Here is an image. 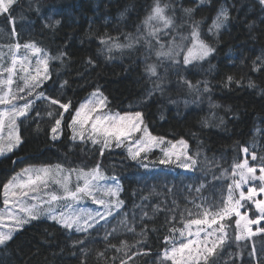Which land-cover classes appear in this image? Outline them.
Masks as SVG:
<instances>
[{
  "label": "trees",
  "instance_id": "1",
  "mask_svg": "<svg viewBox=\"0 0 264 264\" xmlns=\"http://www.w3.org/2000/svg\"><path fill=\"white\" fill-rule=\"evenodd\" d=\"M154 3L14 0L11 16H0V65H9L4 49L14 47L15 41L20 49L34 44L47 56L60 57L48 60V79L31 95L27 89L18 91L25 88L21 80L11 85L23 97L19 105L32 104L27 119L18 124L20 145L0 158V201L3 185L23 168L60 165L73 171L100 165L105 175L118 179L124 218L123 226L107 236L101 229L77 232L46 220L32 221L0 247V264H172L163 252L171 249L190 219H203V209L222 207L229 176L245 160L242 151L254 153L256 161L264 158V5L259 0H160L175 27L158 33L156 40L144 24ZM221 8L228 13L225 26L209 33ZM194 21L199 22L200 38L214 49L209 56L187 65L181 52L174 59L155 58L159 42L186 46ZM149 64L156 66V76L146 71ZM157 84L161 90H155ZM93 91L100 92L111 111L140 112L152 135L184 140L188 156L197 160L191 172L162 165L161 151L152 150L146 161L151 167L159 165L154 171L122 147L104 148L101 155L100 143L74 141L70 121ZM45 97L70 107L65 111ZM56 119H61V137L52 141ZM199 185L205 208L191 202L195 192L189 188ZM220 223L227 239L211 257L214 264H264V230L248 237L234 225L235 217L215 225ZM237 235L243 238L237 240Z\"/></svg>",
  "mask_w": 264,
  "mask_h": 264
},
{
  "label": "snow or ice",
  "instance_id": "2",
  "mask_svg": "<svg viewBox=\"0 0 264 264\" xmlns=\"http://www.w3.org/2000/svg\"><path fill=\"white\" fill-rule=\"evenodd\" d=\"M261 5H264V0H259ZM14 3V0H0V13L9 12L11 5ZM167 5L161 6L160 0H155L153 7L150 10L149 15L144 20V24L146 26H150L151 21H157L161 28L153 27V30L148 33L149 36L156 38L158 40V33L162 29H168L170 27H175L174 20L172 17L166 14ZM192 9H185L186 13H191ZM9 16L11 13L9 12ZM228 18L227 10L221 9L217 14L215 20L209 31L219 30L225 20ZM13 25L15 24L14 19L11 20ZM56 24H59V21H55ZM48 26V25H46ZM199 22H193L192 31H191V39L192 46L188 48L186 53H183V62L185 65L191 63L193 60L204 59L209 56L214 49L206 43L204 40L200 38V34L198 31ZM13 34H15V29L13 28ZM103 42V41H102ZM149 43V41H146ZM114 47H122V45L114 44ZM131 47V45H127ZM16 49H19L21 45L16 44L14 46ZM25 49H31L34 53H40L43 55L44 59L38 61V63L43 64V71L40 68L36 69L35 75L32 74L29 68H24V61H21V69L25 72L24 83L25 88H20L18 91L23 92L27 89L28 94L31 95L32 91L39 87L40 83L44 79H48V60L49 59H59L60 57H49L47 54L43 53L41 49L37 48L34 44H25L23 46ZM163 47V46H162ZM157 56H165L170 59H174L176 55L180 53L173 52L171 49L168 52L157 51ZM64 53H61V56ZM91 63V61H89ZM17 58L16 53H13L12 66L3 68L0 65V68L3 69V72H6L7 79L0 78V85H6L8 90L0 94V105H12L10 111L0 112V125L3 124L4 118L7 117L8 121L11 123V126H15V120L18 116H24L27 113V110L31 107L32 102L27 101L22 107L17 108L12 102L16 99H22L18 94H14L11 89V85L14 82V77L18 74L16 69ZM262 66H264V61H261ZM146 71L150 76H156V66L155 65H147ZM2 75V73H0ZM228 82L233 80L232 76L227 77ZM239 83V82H237ZM191 87V85H189ZM250 87H253V84H249ZM155 90H161L159 84L155 85ZM207 91V89H205ZM95 95V93L93 94ZM40 97H43V93L39 94ZM50 99L51 104H59L61 108L67 111L70 107L68 103H60L59 100L55 98H47ZM85 106L82 104L81 109ZM81 109H77L76 115L73 116L72 123L69 124L70 128L77 123V117L81 115ZM39 115V113H38ZM51 115V113H50ZM61 119L63 118V113H60ZM142 114L140 112H136L134 114H127L125 116H119L121 121H128L127 125L123 128H118L115 133L116 146L120 147L123 141L121 137H125L127 139L131 138L132 133L137 131H144L147 133L148 142H156L163 143V137H155L148 133L147 127L141 128L142 125ZM61 119H56L55 126L51 129L53 133V139L56 138V134L59 131V127L61 125ZM106 119V118H103ZM102 123V118L97 115L95 118V123H93V130H97V124ZM109 130L105 129V134L107 136ZM15 139V142L20 143V137L18 134H15L13 137V133H10L9 143L7 144V150H11L14 146L11 142L12 139ZM75 139V136H73ZM81 139H83V134L81 133ZM92 142L98 143L96 139H93ZM132 143L136 145V150L133 151L132 148H129V154L132 159H137L140 156V153L147 150L148 144H146L142 140H133ZM171 143V142H169ZM177 143L187 148V144L184 140H180ZM110 146V137L104 140V147L101 148V155H103L104 148ZM175 147V145L173 146ZM5 151V146L0 145V153ZM247 152V149L244 150ZM165 155H168V152H165ZM253 159H256L255 155ZM187 160L191 161V164L185 162L183 167L189 168L195 166L197 160L191 156L187 157ZM166 162V161H162ZM236 169L240 170L241 181L246 182L247 179H260L264 181V167L260 169L261 175L259 177L255 176V169L251 167H247V162L244 164H237L234 166L233 176L236 175ZM246 169V172H245ZM64 169L57 165L55 168L50 167H42L39 169H25L24 174L28 176V180L26 182H21L17 178H13L8 183L3 185V204L5 205V210L8 218L13 221V225L10 227L9 231L4 232L0 231V246L5 245L7 241L12 239L13 230L21 227L23 224L28 223L29 220L38 219L42 215L47 216V218L55 221L60 224L62 227L66 229H73L77 232L84 231L86 232L89 227H92L88 221L94 219L91 213H87V219L81 223L82 216L84 215L83 211L77 212L75 210V205L71 202L79 201L84 197H92L94 203H99L103 205L105 203L104 200H97L95 197V190L100 187L99 182L101 180L108 179L106 178L100 168V165H97L94 169H91L87 172L80 170L77 173V181H83L82 184L78 183L75 187V190H72L69 187L70 184V176L64 175ZM75 171V170H73ZM34 173V175H33ZM113 183L111 185H106L103 189L105 195H109L112 197L118 196L121 188L116 177L110 178ZM57 185L58 188L56 190H52L50 188L51 185ZM241 188V182H235V189L232 185H229L228 191V199L222 205V207L218 209H213V207H209L204 210L205 219H190L188 223L185 225V228L189 229V236H192V232L190 231L191 225H203L207 224L209 227L217 224L218 222H222L226 220L228 217L233 214L238 217L236 219L237 228H239L243 222L245 228L248 227L249 224L257 223L255 220H248L244 215L241 214L240 209L243 207L242 202L252 200L256 195V188H248L247 192L241 190L239 191V199H235L234 191L239 190ZM199 191V189H197ZM260 192H264V186L259 188ZM62 192V194H61ZM122 201L116 200L114 202L115 207L119 208L122 204ZM257 209L261 212V215L264 216V201L257 200L255 201ZM11 204V208L8 206ZM13 209H18V211H13ZM108 214H111L109 210ZM191 215V213H190ZM5 213H0V220L4 219ZM103 218V217H101ZM133 230V229H130ZM264 230V229H262ZM203 231V229H201ZM183 235V232H181ZM200 233L197 232L196 236L199 238ZM215 236L214 239H209V237ZM243 237L237 235L236 239H242ZM227 239V232L225 231L223 223H220V227L215 229L214 232L206 233L203 240H189L188 243L181 242L179 247H172L170 250L166 249L164 252L163 259L171 260L172 264H192L195 261V264H201V260H203V264H214V261L211 259L214 255H217L219 249L223 247L225 241ZM167 241L168 238L166 237ZM123 243V242H122ZM119 251V249H117ZM187 250V252L185 251ZM102 255V254H100ZM131 259V257H129ZM121 264H127V261L122 260Z\"/></svg>",
  "mask_w": 264,
  "mask_h": 264
},
{
  "label": "rangeland",
  "instance_id": "3",
  "mask_svg": "<svg viewBox=\"0 0 264 264\" xmlns=\"http://www.w3.org/2000/svg\"><path fill=\"white\" fill-rule=\"evenodd\" d=\"M193 1L196 4H204L208 0H193ZM221 9L225 10V8H221ZM220 10L217 12V14L220 12ZM2 14L3 13H0V16ZM217 14L214 16L213 20L216 19ZM213 20L210 24V27L213 23ZM10 25L12 26V22H10ZM224 26H225V21L222 24V26L219 28V30H221ZM153 27L161 28V25L157 21H151L150 26H146L147 32L149 33L150 31H152ZM167 30L168 29H162L160 32L166 33ZM215 31H218V30H213L212 32L209 31V33H215ZM14 37L15 36L13 35V38ZM14 43H15V45L18 44L16 41ZM159 43H161L163 47H159L156 50H154V54H155L156 59H159V60H161L162 58L167 59L168 57L157 56L156 53H157V51L168 52L170 49L171 50L174 49L173 51L177 52V53L181 52L182 58H184L183 53H186L188 48L192 46V39H190L188 44L184 47L181 45H180V47L175 46L174 42H171V43L159 42ZM4 50H5V52L6 51L8 52L5 59H9V65L3 66V68H7V67L12 66L13 53H16V58H17L16 69H17L18 74L14 77L13 83H17V81L21 80V82L25 85V83H24L25 72L21 69V61L22 60L24 61V68H29L33 75H35L37 68H40L41 71H43V64L38 63V61L44 59L43 55H41L40 53H34L31 49H20V48L16 49L11 44L7 46V50H6V48ZM10 54H12L11 57H9ZM177 56L178 55H176L175 57H177ZM193 61H196V60H193ZM0 73H2V75H0V78L6 80L8 74L6 72H3L2 68L0 69ZM11 89H12V92L14 94H17L16 89H13L12 86H11ZM7 90H8V88L6 85H0V94H3V92H6ZM94 93H95V95H93ZM19 96L21 97V95H19ZM12 103L17 108H20L23 106V105L18 104V103H21L20 99H16ZM82 104L85 106L83 109H81ZM11 108H12L11 104L10 105H0V112L10 111ZM77 109H81V115L79 117H77V123L73 126V128H70L71 134H72V139H73V136H75V139H73L74 141H81L82 140L81 139V133H82L83 139H89L91 142L93 139H96L98 141V143H100L102 145V147H104V140L106 138L110 137V146L107 148L117 147L116 146V140H115V133H116L118 128H123L128 123V121H126V120L121 121L119 119V116H125L127 114L136 113V112L111 111V110L107 109V101L98 91L91 92L90 95H88L85 99H83L78 104L73 116L76 115ZM28 113H29V109L27 110L26 115L16 117L14 131H13V127L11 126V123L8 121L7 117L4 118L3 124L0 125V145L5 146V151L0 153V158L10 156L17 149V147L20 145V143L17 144L15 142V139L13 138L11 140L12 144L14 145L12 147V149L9 151V150H7V147H6L7 144L9 143L10 133H13V137L15 134H18V124L20 121L27 119ZM97 115H99L102 118V123L97 124V130L94 131L93 130V123H95V118L97 117ZM103 118H106V119H103ZM141 118H142V116H141ZM72 121H73V117H72L70 123H72ZM145 126L146 125L144 124V121L142 118L141 128H143ZM105 129L109 130L107 136L105 134ZM147 130H148V128H147ZM148 133H150L149 130H148ZM152 136H154V135H152ZM60 137H61V125L59 127L58 133L56 134V138L53 139V133H52L50 136V139L52 141H57ZM155 137H157V136H155ZM121 140L123 141V143L121 144L120 147L124 148L130 157H131V155L129 154V148H132L133 151H135L136 147H137L136 145H134L132 143L133 140H142L146 144H148L147 150L141 152L140 156L137 157V158H140V160L145 161L144 166H146L148 169H151L154 171H157L160 169L159 165L151 167L148 163H146L147 159L150 160V152L153 150V151H161L162 155H161L159 162L162 165L179 166L181 168L182 172H184V173L191 172L192 167H189V168L183 167V164L185 162L191 164V161L187 160V157H189L187 154V148H185L184 146L177 143L180 140L171 141V140L164 139V142L159 143V144L156 142H148L147 133H145L142 130L132 133L130 139H127V138L122 136ZM169 142H171V143H169ZM174 145H175V147H173ZM244 150L242 151V153H243V157L245 158V160L241 164H244L245 162H247V167H251V168L255 169V176L259 177L261 175L260 169L262 167H264V158L260 157L259 160L256 161L257 159H253V156L255 155L254 153H250L248 151L245 152ZM165 152H168L167 156L165 155ZM255 157H256V155H255ZM162 161H166V162H162ZM55 166H57V165H54V166H30V167L23 168L22 170H19L16 173H14V175H12L6 183H8L14 177L17 178L18 180H20L21 182H26L28 180V176L26 174H24L25 169H39L42 167L55 168ZM74 170L75 171H67V170L64 171L65 176H67V175H69V173H71L69 187L72 190H75V187L77 186L78 183H80V184L83 183L82 180L77 181V173L83 169H74ZM89 170H91V169H89ZM89 170H83V171L87 172ZM166 170L171 171V168H166ZM235 171H236L235 176H233V171H232L231 175L229 176L230 179H229V182H228L226 189H225L224 202L227 201V199H228L229 185H232L233 188L235 189V182H241V188L239 190L234 191L235 199H239V191H241V190L247 192V189L250 187L257 189L256 195L253 197V199L249 200V201L242 202L243 207L240 209L241 214L244 215L248 220H255V221H257V223L249 224L248 227L245 228L243 225V222H242L241 226L239 228H237L236 219L238 217H236L234 214L232 216L228 217V219L235 217L234 225L236 226V228L239 230L240 229L243 230L246 233V236L250 237L253 233L258 234V233L263 232V230H262L263 228L261 227V225L264 224V216H262L261 212L257 209L255 201H257V200L264 201V192L259 191V188L261 186H264V181H261L260 179L257 178L254 180L253 179H247L246 182H243V181H241L240 170L236 169ZM245 172H246V169H245ZM33 175H34V173H33ZM103 175L108 179L101 180L99 182L100 187L97 190H95L96 199L97 200L102 199L105 201V203L103 205H101L99 203H94L92 197H84V198L80 199L79 201H73L71 203H73L75 205V210L77 212L83 211L84 215L82 216V219H81L82 224H83V221L88 218L87 213H91V215L93 216L94 219L88 221L90 224H92V227H89L87 229V231H89V230L91 231L94 229H101L102 231H105L104 235L107 236L111 232H113L115 230V228L119 227L120 225L123 226L124 218H123V213L121 212V205L119 206V208H117V207H115V204H114V202L116 200H119L120 192H119L118 196L112 197L109 195H105L104 191H103V189L105 188L106 185H111L113 183V181L110 178L114 177V176H107L104 173H103ZM50 188L52 190H56L58 188V186L53 184L50 186ZM197 189H199V191H197ZM200 189H201V185H199L195 188H189V191L193 190L195 192V196H194V198L191 199V202L194 203L198 208H202V207L205 208L203 206V202L205 201V198L203 197L204 195L201 193ZM61 194H62V192H61ZM3 199H4V196H3V189H2V195H1V201H0V213H5V216H4V219L0 220V231L7 232V231H9L10 227L13 225V221L10 220L6 214L5 205L3 204ZM8 207L11 208V204ZM109 210L111 211L110 215L108 214ZM203 210H205V209H203ZM13 211H18V209H13ZM202 212H203V219H205L204 211H202ZM252 214H254V215L252 216ZM101 217H103V218H101ZM36 220H46V221L55 223L58 226L62 227L60 224H58L55 221L47 218V216L42 215L38 219L29 220L28 223H25L21 227L13 230L12 237L19 230H21L23 227L30 224L32 221H36ZM203 225H200V226L191 225L190 231L192 232V236H189V229L185 228V230L182 231L183 235H181V233H179V235L174 237L173 241L170 243L171 248L174 246L179 247L181 242L188 243L189 240H193V241H197L198 239L203 240L206 233L214 232L215 229H218L220 227L218 225H212L211 227H209L207 225L203 229V231H201ZM251 226H255V228H256L255 232L250 231ZM62 228H64V227H62ZM64 229H66V228H64ZM67 230H69V229H67ZM71 230L76 231L75 228H73ZM82 232H84V231H82ZM197 232L200 233L199 238L196 236ZM214 238H215V236L209 237L210 240L214 239ZM185 251L187 252V250H185ZM164 252H163L162 256H164ZM192 263H195V261H193Z\"/></svg>",
  "mask_w": 264,
  "mask_h": 264
}]
</instances>
